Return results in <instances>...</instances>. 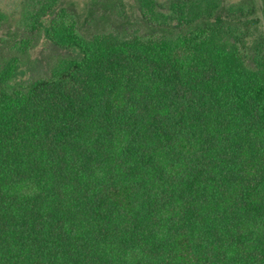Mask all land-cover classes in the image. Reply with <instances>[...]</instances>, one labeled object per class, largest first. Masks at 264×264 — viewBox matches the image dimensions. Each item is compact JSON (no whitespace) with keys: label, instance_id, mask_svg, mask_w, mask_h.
Here are the masks:
<instances>
[{"label":"trees","instance_id":"1","mask_svg":"<svg viewBox=\"0 0 264 264\" xmlns=\"http://www.w3.org/2000/svg\"><path fill=\"white\" fill-rule=\"evenodd\" d=\"M88 1L0 6V264H264L254 0Z\"/></svg>","mask_w":264,"mask_h":264},{"label":"rangeland","instance_id":"2","mask_svg":"<svg viewBox=\"0 0 264 264\" xmlns=\"http://www.w3.org/2000/svg\"><path fill=\"white\" fill-rule=\"evenodd\" d=\"M15 0H0V6L7 7L10 3ZM167 1V0H160ZM228 1H237V0H228ZM256 6V13L252 16L257 19V30L253 28V34L259 38L260 42L264 45V25H263V16L261 10V0H254ZM88 0H65V4L73 5L76 9V12L80 20H83L87 14ZM123 12L119 17V22L126 29H138L141 31H146L147 29L143 26L138 13L135 8H133L132 0H123ZM95 12L91 17L92 26L94 25L98 28L109 29L112 28V25L115 23H110L109 21H101L100 15L103 11L101 5L95 7ZM116 26H118L116 24ZM3 31L0 30V35ZM64 53L63 51L55 48L53 45L46 42L45 39H41L39 43L31 50L30 58L27 63L22 66V74L18 77L19 80H27L31 77L44 74L47 71L48 64L51 60Z\"/></svg>","mask_w":264,"mask_h":264}]
</instances>
